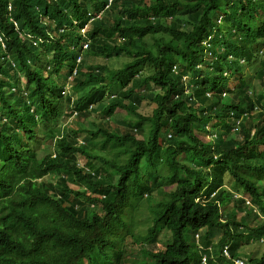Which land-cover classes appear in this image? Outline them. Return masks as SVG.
Wrapping results in <instances>:
<instances>
[{"label":"trees","instance_id":"trees-1","mask_svg":"<svg viewBox=\"0 0 264 264\" xmlns=\"http://www.w3.org/2000/svg\"><path fill=\"white\" fill-rule=\"evenodd\" d=\"M246 1L114 0L101 18L90 23L92 43L88 53L107 60L125 56L130 61L119 68L105 65L102 67L107 70L97 68L98 73L84 74L72 93L85 91L73 102L79 106L112 93L107 106L123 111L124 118L119 130L108 128L106 123L98 126L91 143L79 149L73 130L66 129L65 138L58 140L60 156L50 167L49 162L40 164L28 145L20 151L14 169L27 166L22 178L34 170L39 177H55L53 184L39 183L52 201L35 196L37 202L51 206L47 220L59 225L46 234L39 257L52 264H74L79 256L97 249L88 263L129 264L118 247H113L117 251L110 256L105 254L111 250L105 245V237L115 232L116 208L135 198L141 201L144 194L169 183L173 190L169 194L160 190L163 197L159 202L151 195L146 198L148 205L154 206V221L163 224L171 240L162 251L144 252V260L138 264H200L199 251L213 242L208 264H234L221 257L223 244L235 240L229 255L234 259L242 232L247 240L262 238L264 196L251 191L241 180H228L248 159L255 173L264 176V93L256 95L249 77H242L243 66L227 60L244 57L250 63L255 50L264 45V25L257 20L258 12L264 13V0ZM106 2L0 0V123L8 125L25 115L46 126L49 139L59 132L63 103L54 78L60 70L71 67L73 54L69 48L78 43L87 14L103 11ZM221 3L230 10L225 17L229 26L225 35L219 33L214 22L220 9L226 13ZM22 33L38 40L37 46L22 40ZM147 38L152 41L151 47ZM204 38L210 48L203 57L200 44ZM205 60L215 61L213 72L208 69L211 63ZM47 64L51 67L48 77L41 75ZM174 66L176 73L172 72ZM224 70L229 71V77H237L232 89L227 87V78L218 77ZM256 77L264 89V66ZM12 84L16 93H10ZM223 90L227 96L220 98ZM143 101L155 105L150 117L139 113ZM238 119L239 131L233 135L232 126ZM164 130L170 132V139ZM144 132L147 138L135 136ZM196 132L214 139L202 142ZM213 146L222 154L204 157ZM76 155L85 160L86 170L77 166ZM209 160L214 161L209 168L198 170ZM162 171L165 173L159 175ZM94 186L99 193L91 199L96 188L92 192L85 189ZM239 189L250 197L255 210L246 208L242 200L232 199ZM151 200H155L153 205ZM238 214L242 216L237 218ZM252 221L260 223L251 227ZM131 227L129 223V233ZM185 229L193 236L199 234V240L185 239ZM157 232V228L149 230L144 242L155 245ZM101 253L106 258L97 257ZM249 262L257 264L255 259ZM0 264L10 263L4 260Z\"/></svg>","mask_w":264,"mask_h":264},{"label":"clouds","instance_id":"clouds-1","mask_svg":"<svg viewBox=\"0 0 264 264\" xmlns=\"http://www.w3.org/2000/svg\"><path fill=\"white\" fill-rule=\"evenodd\" d=\"M113 1L114 0H107L103 11L92 15L90 13L87 14L88 21L81 29H79L78 32L80 36L78 43L71 45L69 48V51L73 54L71 67H66V71L60 70L54 78L56 85L61 89L60 95L62 97L63 103L62 113L57 125L59 132H54L52 138L49 139V129L31 117L25 115L20 116L8 125L5 123H0V153H4L3 156L0 154V261L5 260L10 264H52L44 257H39V253L43 246L46 234L50 230L59 226L47 220V217L50 216L52 211L51 206L44 203H39L35 199V196L38 195L40 198H45L47 202L52 201L51 198L45 195L43 190L40 189V184L41 182L53 184L55 177H39L38 170H34L33 172H30L28 177L22 178V174L25 170H27V166L21 169H14V163L18 159L20 151L23 150L26 145H28L31 153L35 155V159L40 164H46L49 162L50 167V163L54 162L57 157L60 156L61 151L57 147L58 140L65 138L64 131L66 129L73 130L72 133L74 135L72 136L75 137L74 143L78 145V149L80 146H87V144L91 143L92 135L98 134V131L95 129L98 126H103V123H106L107 127L110 129H116L109 127L108 125V122L115 119L116 115L119 113L118 111H121L117 109H111L107 106L114 94H105L99 101L84 103L83 105L76 106V103L73 101L77 98V96L80 95V93L83 94L85 90H78L80 92L78 94L72 93L76 86V81H82L84 79V74L91 73L93 71L98 73L99 70L97 68H103L107 70V68L102 67L105 66V64L97 63L96 61L103 59L105 62L108 61V58H95L93 55L88 53L89 45L92 43L90 36V23L95 19L101 18L103 16L104 10L110 7ZM235 1L243 4L247 3L246 0ZM221 8H224L226 13L223 14L220 9L215 15L214 22L216 23V28L219 33L221 35H225L229 28L225 22V17L230 13V10L224 3H221ZM258 14L257 20L264 25V21L262 19L264 13L258 12ZM13 24L14 27H17L15 22ZM74 24L76 23L74 22ZM20 37L24 41L32 42V45L34 46H37L39 42L27 34L22 33ZM201 44L203 45L204 57L206 51L210 48V42L204 38ZM263 47L264 45L258 48V50H263ZM257 55L258 53L256 52L254 59L250 63L246 62L244 57L231 56L227 60L229 62H234L237 65L250 66L252 62L257 61ZM121 58L127 59V62L122 64V66H125L129 63V58L125 56H121ZM214 62L215 61L212 60L209 61L211 65L208 69L211 72H213L214 67L212 68V65ZM263 66L264 63L261 60L260 69ZM50 71L51 67L47 64L41 75L48 77V73ZM218 77H224L228 79L229 71H222L220 74H218ZM104 84L105 83H101L100 85ZM16 92L17 88L14 84H12L10 93ZM206 95L209 96V94ZM68 96L72 97L71 101L66 100ZM218 96H220V98H225L227 93L223 90L218 94ZM22 100L24 103H29L28 99L26 98L22 97ZM29 114L34 115L32 113ZM93 116H98L100 119H97V121L91 120L90 118ZM74 121L76 122L72 124ZM125 121H128V119ZM232 129L233 130L231 134H234V125L232 126ZM163 134L166 135L167 139L171 138V134L168 130H164ZM208 139V141L213 140L214 136H209ZM221 154V151L217 149L216 146H213L209 153L204 157L217 158ZM75 158L77 166L79 168H83V170H86L84 165L85 160L79 155H76ZM212 162L214 161H207V167L205 166L198 170L209 168ZM164 173V171L159 172V175H163ZM233 179L241 180L249 187L251 191L264 196V176L255 173L252 160L248 159L239 170H237L228 178L229 181H233ZM171 185L172 184L169 183V185H164L160 189H155V191H162L164 188H171L170 191H172L173 188ZM33 186H35L36 189H32L34 188ZM95 188V195L91 194V199H94L98 196V186L91 188L86 187L85 189L86 192H92ZM170 191L167 192V194H169ZM143 196L147 197V194H144ZM232 199L242 200L244 206L249 210H255L257 208H252L253 204L251 203L250 197L241 189L236 190ZM138 201L139 200L135 198L132 203L138 204ZM196 202H198V199ZM153 207L154 206H152L151 209H153ZM218 209L221 210L219 206ZM97 210L98 213L101 212L100 208H97ZM116 218L117 221L115 222V232H110L105 237V245L111 246V250H107L105 254L110 256L112 251H117V249L113 247H118L121 249L123 259H125L126 257H124L125 253L122 244L127 237L129 238V204L124 207L116 208ZM196 240H199V234L197 235ZM234 241L235 240L230 239L227 243L222 245V258L226 259V257L231 255L230 247ZM248 242L253 241L245 239L242 232V236L237 241L238 248L236 250L235 256L237 261L235 264H252L249 262L251 259L257 260V264H264V254L259 257H251L244 255L240 251L241 245ZM259 242H264V235L259 240ZM213 244L210 246H204L199 251L201 256L200 264L203 262V264H208V254H212ZM96 251L98 250L91 249V252H89L85 257L79 256L75 261H73V263L90 264L88 263L87 259L92 253H95ZM97 257L106 258L103 253L98 254ZM100 262L101 261H99V264Z\"/></svg>","mask_w":264,"mask_h":264},{"label":"rangeland","instance_id":"rangeland-1","mask_svg":"<svg viewBox=\"0 0 264 264\" xmlns=\"http://www.w3.org/2000/svg\"><path fill=\"white\" fill-rule=\"evenodd\" d=\"M264 21V16L262 17ZM148 45L151 47L152 41L151 39L147 38ZM202 51H203V45L200 44ZM255 52L258 53V59L257 61L252 62L250 66H243V73L242 77L247 76L251 80L252 88L254 93L262 94L264 93V89L260 88V80L256 77L257 72L260 70V61H264V47L263 50H255ZM260 57V58H259ZM130 61V60H129ZM210 61V60H205ZM97 63L105 64L106 66L113 67V68H119L122 64L127 62V59L119 57V59L115 60H108L105 61L97 60ZM178 72V70H175ZM254 72L256 73V76L254 75ZM228 88L232 89L236 83H237V77H228ZM259 87V88H258ZM155 108V105L152 103H149L147 101H143L138 108L139 113L142 117H150L152 114L153 109ZM137 110V111H138ZM119 113L116 115L115 119L113 121L108 122L109 127L116 128L119 130L121 127L120 121L123 117L124 112L118 111ZM91 120L97 121V119H100L98 116H93L90 118ZM240 120L234 121V129L235 133L237 134L239 131L240 126ZM76 121H74L72 124H74ZM130 125H132V120L129 119ZM233 134V135H234ZM138 139L141 138H147L148 133L144 132L141 135L136 133L135 135ZM197 138L202 142H207L209 139L207 136H204L202 134L196 133ZM82 164V161H81ZM71 188H73L71 186ZM75 188V187H74ZM76 189V188H75ZM171 190V188H164L162 189L163 193H167ZM151 195L155 200L156 203L159 202L163 194L160 191H153L150 193H147V197ZM155 200H151L149 203L153 205L155 203ZM151 207L147 203V198L143 196V199L141 201H138V204L129 203V223H132V227L130 228L129 238L127 237L125 241L123 242V249H124V257L129 258V264H138L139 262H142L144 260V252H156V251H162L164 249V245L168 242H170V233L167 230L162 229V223L156 222L153 219V214H151ZM230 207L226 210L229 212ZM242 214H238L237 218H240ZM153 219V220H152ZM260 222H250V226L254 227L256 224H259ZM162 224V225H161ZM153 228H157L158 232L156 233L155 237V245H148L144 242V238L147 234V232ZM183 237L187 239L188 241H191L192 238H194L193 233L189 229H185L183 232ZM214 243V242H213ZM240 251L246 255L251 257H259L264 254V242L261 243L259 241H253L248 242L246 244H242ZM149 258L146 259V261Z\"/></svg>","mask_w":264,"mask_h":264},{"label":"bare ground","instance_id":"bare-ground-1","mask_svg":"<svg viewBox=\"0 0 264 264\" xmlns=\"http://www.w3.org/2000/svg\"><path fill=\"white\" fill-rule=\"evenodd\" d=\"M90 13V12H89ZM94 21V20H93ZM21 35V34H20ZM176 69V66H174L173 68H172V72H174V73H176V71H174ZM186 79V76H184L183 77V79H182V81H184ZM253 208H255V206H253ZM197 235L198 234H196L195 236H194V239H196L197 238ZM226 259H230V260H232L233 261V263L235 264L236 263V259L234 258V259H231L229 256L228 257H226ZM204 263V262H203ZM202 263V264H203Z\"/></svg>","mask_w":264,"mask_h":264}]
</instances>
